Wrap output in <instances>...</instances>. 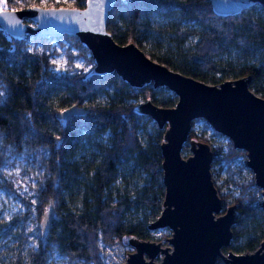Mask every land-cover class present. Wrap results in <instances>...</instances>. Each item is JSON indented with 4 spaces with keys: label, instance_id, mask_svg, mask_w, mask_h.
Segmentation results:
<instances>
[{
    "label": "trees",
    "instance_id": "16d2710c",
    "mask_svg": "<svg viewBox=\"0 0 264 264\" xmlns=\"http://www.w3.org/2000/svg\"><path fill=\"white\" fill-rule=\"evenodd\" d=\"M6 4L24 8L39 2L6 0ZM84 4L85 0H73L71 6ZM4 5L2 0L0 7ZM106 28L116 42L132 41L169 68L211 83L219 82L215 75L250 74L249 87L264 93L261 4L222 16L213 13L209 0H116ZM28 39L41 43V49H28ZM51 39L67 42L64 72L52 69ZM71 47L77 48L76 54ZM88 53L74 35L17 37L0 29V167L6 158L21 156L37 171L30 202L0 169V185L32 206L39 234L26 257L16 253L8 264H46L55 249L75 264H104L100 241L127 243L129 235L151 239L147 224L159 214L164 191L159 146L163 129L135 107L138 98L172 106L176 96L151 83L132 87L114 72L75 69V55L93 61ZM67 109L71 111L61 114ZM197 120L220 135L197 118L189 137L206 141L204 133L193 134ZM212 151L211 165L222 161L229 166L244 153L229 139L224 148L214 145ZM188 152L186 142L182 153ZM251 184L244 182L232 203L235 222L227 249L252 250L264 234V210L257 194L248 190ZM49 208L43 239L39 222ZM215 264L223 263L217 259Z\"/></svg>",
    "mask_w": 264,
    "mask_h": 264
},
{
    "label": "water",
    "instance_id": "95a60500",
    "mask_svg": "<svg viewBox=\"0 0 264 264\" xmlns=\"http://www.w3.org/2000/svg\"><path fill=\"white\" fill-rule=\"evenodd\" d=\"M115 1L85 0L81 7L34 4L6 8L0 15V29L17 37L74 35L93 59L91 73L114 72L132 87L151 83L153 87L165 86L176 96L172 106H158L146 98L135 107L163 129L159 144L162 207L147 228H169L168 244L129 235L126 241L132 250L126 253L123 264H215L217 259L224 264H264V239L251 251H223L233 236L235 205L223 209L212 180L211 145L189 137L192 121L205 120L215 132L229 139L233 148L244 151L253 183L264 196V97L249 87L250 74L209 83L151 59L132 41L116 42L106 28L107 15ZM209 2L213 13L222 16L239 13L255 3L264 6V0ZM186 142L190 153L183 156ZM258 204L264 210V199ZM50 210L39 222L43 239Z\"/></svg>",
    "mask_w": 264,
    "mask_h": 264
},
{
    "label": "rangeland",
    "instance_id": "374dc122",
    "mask_svg": "<svg viewBox=\"0 0 264 264\" xmlns=\"http://www.w3.org/2000/svg\"><path fill=\"white\" fill-rule=\"evenodd\" d=\"M39 4L46 6L52 2L53 5L59 4L63 6H71L73 0H38ZM2 0H0V5ZM2 8V7H0ZM67 42L63 39H51L49 49L53 50L50 53L49 59L52 62V69L58 73L66 71L68 68L65 46ZM28 49H41V43H33L27 40ZM144 49L147 50L146 47ZM74 54L77 53V48L70 49ZM89 54V53H88ZM93 60V59H92ZM73 66L75 69L87 71L92 68L93 61L90 62L82 55H75L73 58ZM221 81L223 79L235 78V74H220L215 75ZM211 83V81H208ZM218 83V82H217ZM264 96L263 92H258ZM103 100V97H99ZM143 98H138L137 102L143 101ZM56 103V101H55ZM67 108V107H66ZM64 109V108H61ZM205 134V140L213 147L220 145L223 148L227 138L220 135H214L209 128H204L203 122L197 120L193 124V134L196 137ZM188 153H182L186 156ZM246 156H237L228 166L225 162L219 161L210 166L212 180L218 193L221 197H225V202L222 201L223 209L225 206L234 202V198L238 195L241 185L251 180L252 184L248 190L256 193L258 203L264 199L260 193V188L253 183L252 170L245 164ZM3 176L9 180L13 186L17 187L19 195L25 196L30 202L34 201V189L36 187L37 171L34 167L28 165L21 156H10L5 159L4 164L0 167ZM0 178V182H1ZM259 205V204H258ZM36 221L33 216L32 206L25 204L19 196L8 191L4 186L0 185V264H8L10 259L19 253L22 257L27 256L28 249L35 247L38 242V231L35 227ZM150 231V238L159 240L163 245L168 244L166 237L170 235V229L167 227L157 228ZM264 239V234L259 236V241ZM101 248V257L104 264H123L126 253L132 250L128 243H116L114 245H104L99 242ZM233 252H245L251 250H238L234 247L228 248ZM227 247L223 249L226 251ZM253 250V249H252ZM159 256L155 258L158 261ZM223 263V262H222ZM46 264H75L71 262L67 256L59 250H53L48 256ZM224 264V263H223Z\"/></svg>",
    "mask_w": 264,
    "mask_h": 264
},
{
    "label": "snow or ice",
    "instance_id": "6c2138e0",
    "mask_svg": "<svg viewBox=\"0 0 264 264\" xmlns=\"http://www.w3.org/2000/svg\"><path fill=\"white\" fill-rule=\"evenodd\" d=\"M7 4H6V0H5V5L4 8H0V15H2L4 13V11L6 10ZM0 95H3L2 92H0Z\"/></svg>",
    "mask_w": 264,
    "mask_h": 264
}]
</instances>
